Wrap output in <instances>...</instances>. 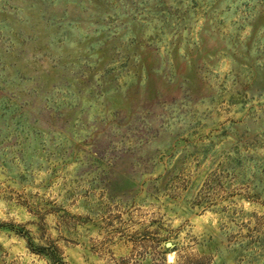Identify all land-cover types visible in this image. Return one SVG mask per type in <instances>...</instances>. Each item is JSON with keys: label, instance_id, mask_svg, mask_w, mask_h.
Instances as JSON below:
<instances>
[{"label": "rangeland", "instance_id": "1", "mask_svg": "<svg viewBox=\"0 0 264 264\" xmlns=\"http://www.w3.org/2000/svg\"><path fill=\"white\" fill-rule=\"evenodd\" d=\"M29 239L264 264V0H0V264Z\"/></svg>", "mask_w": 264, "mask_h": 264}, {"label": "trees", "instance_id": "2", "mask_svg": "<svg viewBox=\"0 0 264 264\" xmlns=\"http://www.w3.org/2000/svg\"><path fill=\"white\" fill-rule=\"evenodd\" d=\"M29 246L31 247V249L39 254H45L47 255L52 264H63L62 258L60 257L59 253L56 250H48L47 247L44 246H33L31 240L29 239Z\"/></svg>", "mask_w": 264, "mask_h": 264}, {"label": "water", "instance_id": "3", "mask_svg": "<svg viewBox=\"0 0 264 264\" xmlns=\"http://www.w3.org/2000/svg\"><path fill=\"white\" fill-rule=\"evenodd\" d=\"M171 244L170 243H168V246H170Z\"/></svg>", "mask_w": 264, "mask_h": 264}]
</instances>
